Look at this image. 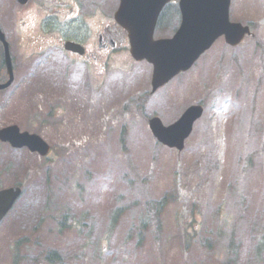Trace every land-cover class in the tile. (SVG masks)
<instances>
[{
	"label": "rangeland",
	"instance_id": "obj_1",
	"mask_svg": "<svg viewBox=\"0 0 264 264\" xmlns=\"http://www.w3.org/2000/svg\"><path fill=\"white\" fill-rule=\"evenodd\" d=\"M230 15L255 24L253 35L235 47L219 38L154 93L151 65L122 51L91 75L64 57L31 65V83L20 75L0 94V127L17 124L51 145L41 157L0 141V186L23 189L0 221V264H12L19 240L17 264H264V0H233ZM164 27L154 36L172 34L174 24ZM145 92L144 114L166 124L203 103L183 150L158 144L129 103ZM169 190L178 199L156 215L146 196Z\"/></svg>",
	"mask_w": 264,
	"mask_h": 264
},
{
	"label": "water",
	"instance_id": "obj_2",
	"mask_svg": "<svg viewBox=\"0 0 264 264\" xmlns=\"http://www.w3.org/2000/svg\"><path fill=\"white\" fill-rule=\"evenodd\" d=\"M122 4L117 15L127 14L136 27L129 28L131 53L136 59L146 58L153 64L152 89L191 66L194 60L213 41L224 34L227 42L238 43L249 32L248 26L230 22L229 0H180L182 20L171 38L153 39L156 17L166 0H137L134 6ZM125 8H130L127 10ZM9 81L5 84L7 85ZM202 113L200 105L189 106L173 123L164 126L157 116L149 120L154 136L169 147L181 149L192 124ZM0 138L13 146L27 145L32 151L45 155L49 146L37 134L19 132L16 125L0 130ZM19 186L0 190V219L20 194Z\"/></svg>",
	"mask_w": 264,
	"mask_h": 264
},
{
	"label": "flooded vegetation",
	"instance_id": "obj_3",
	"mask_svg": "<svg viewBox=\"0 0 264 264\" xmlns=\"http://www.w3.org/2000/svg\"><path fill=\"white\" fill-rule=\"evenodd\" d=\"M119 4L120 0H0V31L14 74L11 85L0 92L9 91L20 74L24 76L22 83H29L32 72L28 68L32 64L61 56L73 64L80 60L89 64L91 58L102 62L101 54L109 49L111 39L117 45L123 43L114 17ZM179 20L177 0H169L160 11L157 24L175 26ZM91 24L99 28L96 35L101 37L104 48L95 42L91 48ZM66 41L80 44L83 53L66 50ZM7 78L5 45L0 39V83Z\"/></svg>",
	"mask_w": 264,
	"mask_h": 264
},
{
	"label": "trees",
	"instance_id": "obj_4",
	"mask_svg": "<svg viewBox=\"0 0 264 264\" xmlns=\"http://www.w3.org/2000/svg\"><path fill=\"white\" fill-rule=\"evenodd\" d=\"M145 94H142V95H140L139 96V102L137 103L138 104V108H140L141 107V105H142V102H143V96H144ZM173 194V193H172ZM166 202H167V198H166V196H164V197H162L160 200H157V201H147V205H150L152 208H154L155 209V214L156 215H158L159 214V212H160V210L162 209V207H163V205H165L166 204ZM120 211H122V206H117V207H115L113 210H112V218L114 219V221L113 222H110V225L109 226H112V225H114V223H115V220H116V218H117V216H118V214L120 213ZM140 237V236H139ZM18 249H19V244L18 243H16L15 244V246H14V259H13V263L15 264L16 262H17V257L19 256L18 255ZM56 257H58V255H57V253L56 252H47V256H46V258L48 259V260H50V261H52L53 260V258L54 259H58V258H56Z\"/></svg>",
	"mask_w": 264,
	"mask_h": 264
}]
</instances>
